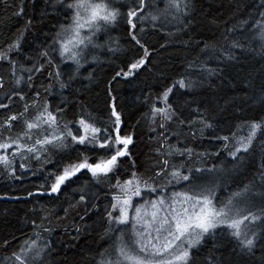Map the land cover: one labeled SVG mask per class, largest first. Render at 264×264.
<instances>
[{
  "label": "trees",
  "instance_id": "obj_1",
  "mask_svg": "<svg viewBox=\"0 0 264 264\" xmlns=\"http://www.w3.org/2000/svg\"><path fill=\"white\" fill-rule=\"evenodd\" d=\"M157 2L163 5V0ZM21 7L23 15H15ZM123 10L127 11L126 8ZM261 11H264V0H190L188 15L183 18V23L163 22L168 35L149 29L147 21L137 22L136 33L149 50L147 64L129 77L121 75L113 80L116 72L128 71V65L144 54V49L131 41L126 21L121 20L103 30L111 37L119 36L120 41L115 45L97 41L101 46L91 49L81 59L78 69L72 61L61 62L58 55L55 57L61 78L68 81L71 77L70 87L62 90L54 76L49 78V72L57 70L51 65H46L43 72L34 75L33 87L23 83L20 89L26 99L14 98L7 110L0 109V117L22 112L24 105L39 92V106L47 101L51 111L60 108L62 124L72 122L70 126L75 129V121L80 116H90L96 120L97 126L103 127L114 121L111 117V105L114 103L121 115V134H131L133 143L129 146L130 158H123L119 169L109 177L97 182L90 173L82 171L55 194L47 190V173L62 169L66 163L77 158L78 152L85 151L83 147L72 146L70 139L66 149L49 147L42 160L31 158L21 161L17 157L14 176L0 166V264H10L5 258L17 251L23 241L36 238L34 222L40 226L35 232H40L43 237L38 242L49 244L43 255V264H96L100 259L99 253L112 251L115 241V236L104 234L107 226L105 208H110L111 194L115 191L109 186L115 184L117 177L121 180L129 177L133 161L136 170L131 171H136L143 179L153 178L157 185L166 184L164 177H154L156 162L161 159L169 160V171L173 165L181 164L185 174H188L189 168L205 169L201 173H192L193 182L214 185L217 202L252 182L258 186L254 191H261L259 174L264 155V133L258 135L249 152L241 153L237 158L223 151V141L213 139L231 135L245 121L264 117V45L254 38L258 29L252 28ZM67 15L70 16V13ZM29 19L32 25L25 30ZM245 21L247 24L243 23ZM66 22L63 4L53 6V0H0V49H5L23 30L20 54L13 52L12 58L30 66L31 61L24 57L35 56L37 45L49 43L59 25ZM230 28H235V31L229 32ZM233 40H239L243 47L232 49L229 57ZM110 48L114 50L110 51ZM201 62L215 71L202 72L199 68ZM193 63L195 66L188 68ZM23 75L26 80L27 73ZM181 76L191 78L194 87L181 89L176 85L170 94L169 103L177 115L167 124L170 135L162 151L167 152L168 145H173L179 149H192V155L173 151L170 156L162 157L155 151L161 144L159 137L163 130L158 127L161 121L156 119L152 122L147 114L154 97ZM0 77L6 82L5 88L0 89V102L8 103L4 93L13 87V77L11 66L6 62H0ZM49 84L53 86L50 91L47 90ZM196 108L201 111H193ZM36 111L30 109L25 119H30ZM198 116H203L213 128L205 129L201 134V124L196 122L189 126L187 121ZM180 120H185V124L181 125ZM22 130L23 120L16 122L12 132H5L4 135L15 137ZM245 134L244 130H238V135ZM204 152L208 155H199ZM86 154L94 155L91 152ZM20 163H25L27 167L21 169ZM149 182L153 180L149 179ZM190 183L173 181L167 184L164 191L171 196L173 192L185 191ZM41 185L45 187L41 188ZM82 186H86L89 193H95V196H89L87 208H91L93 202L98 207L85 215L86 206L81 204L65 217L64 208L79 199L80 193L74 190ZM158 193L160 195L157 192L151 196L146 191L144 199H154L159 196ZM134 200L137 204L144 202L139 198ZM254 202L257 206L262 203L259 196ZM74 225L80 227L79 233ZM130 227L131 224L124 230L128 232ZM260 229H264V225L258 224L257 230ZM77 236L79 238L75 239ZM6 240L9 244L4 246ZM262 256L264 233L258 235L254 253L250 254L241 251L227 229L220 227L206 234L201 243L191 249V264H208L209 260L214 264H262Z\"/></svg>",
  "mask_w": 264,
  "mask_h": 264
},
{
  "label": "snow or ice",
  "instance_id": "obj_2",
  "mask_svg": "<svg viewBox=\"0 0 264 264\" xmlns=\"http://www.w3.org/2000/svg\"><path fill=\"white\" fill-rule=\"evenodd\" d=\"M57 4H63L67 22L59 25L49 43L43 46L37 45L38 51L35 56L26 55L24 57L25 60L31 61L30 66L12 58L13 52L20 54L23 30L17 39L6 45L5 49H0V62H6L11 66L13 77V87L4 93V98L8 103L0 102V109L7 110L16 97L25 100L26 97L20 86L27 83L29 88L33 87L34 75L43 72L46 65L57 69L54 73L49 72V78L54 76L60 89L70 87L71 77L68 81L61 78L62 73L59 71V65L54 62L55 57L58 55L61 62L72 61L78 69L81 59H84L91 49L101 46L95 43L96 34L121 20L126 21L131 41L143 48L144 54L128 65V71L116 72L113 80L121 75L131 76L137 69L146 66L149 56L148 48L144 46L136 33L137 22L149 21L155 24L175 21L177 24L183 23V18L188 15L190 0H163V7L159 6L157 0H66V2L53 0V6ZM125 8L127 11L123 10ZM68 13L70 16L67 15ZM14 14L23 15V8L21 7ZM243 23L247 24V21ZM31 25L32 21L29 19L25 23V30ZM252 28L253 30L258 29L254 38H258L264 45V11L260 12V18L252 25ZM228 31L233 32L235 28H230ZM207 47L208 45L205 44V49ZM242 47L239 40H233L229 48V57L232 49ZM41 58L43 62H40ZM194 66V63L189 64L188 68ZM199 68L202 72L215 71L208 68L204 62L199 64ZM23 73H27L26 80ZM5 84L4 78L0 77V89H4ZM176 85H179L181 89H191L194 87V81L186 76L174 80L171 86L154 97L147 114L152 122L156 119L161 121L158 126L163 130L159 137L161 144L160 148L155 151L162 157L170 156L173 151L192 155V149H179L173 145H168L167 152L162 151L170 135L167 124L177 115L173 105L169 103L170 94ZM52 87V84H49L47 90L50 91ZM109 95H111L110 90ZM39 98L40 94L36 92L33 99L24 105L22 112L0 117V136H3V139H0V166H3L10 176L15 175L14 165L17 157L21 161L31 158L42 160L43 156L48 153L49 147L68 148L69 139L72 146L83 147L85 151L78 152L77 158L66 163L62 169L47 173L45 176L47 190L52 194L61 191L66 182L82 171L90 173L91 178L99 182L102 178H107L116 172L123 158H130L129 146L133 143V136L121 134V115L117 112L114 103L111 105L113 122L100 127L90 116L87 118L80 116L75 121L74 129L70 126L72 122L61 123L59 117L62 110L60 108H57L55 112L51 111L47 101L40 107ZM30 109H37L36 114L30 119H25ZM193 111L199 113L201 110L196 108ZM21 120H23V130L20 133L15 137L4 135L5 132L11 133L15 123ZM196 122L202 125L199 129L201 134L205 129L213 128V125L203 116L187 121L189 126ZM180 124L184 125L185 120H180ZM238 130H244L246 134L238 135ZM261 133H264V117L245 121L238 125L237 130H234L231 135L216 136L213 139L223 141L221 145L223 151L227 152L228 156L237 158L241 153L251 150ZM87 152L94 153V155L89 156ZM199 155L206 156L208 153H199ZM131 166L135 168L134 161ZM155 166L157 170L154 177H164L166 184L157 185L153 178H149L153 180L150 183L149 179H143L136 171H133L127 179L121 180L117 177L115 184H110V189L115 191L111 194L110 208H105L104 216L107 226L104 234L115 236V241L111 246L112 251L99 253L100 259L96 264H191V249L199 245L206 234L220 227L227 229L229 235L238 242L241 251L254 253L258 235L264 233V229L257 230L258 224L264 225V155L261 157L259 174L261 181L259 188L262 190L254 191L258 186L252 182L232 192L219 202L216 200L214 185L193 182L192 173H201L205 169L189 168L188 174H185L181 170L183 168L181 164L180 166L173 165L169 171L168 159L157 161ZM19 167L24 169L27 166L25 163H20ZM212 170L214 169L208 171ZM173 181L191 183L185 191L173 192L169 196L164 188ZM40 187L44 188L45 185ZM74 191L80 193L79 199L64 208L65 217L70 210L76 209L81 204L86 206L85 215L98 207L93 202L92 207L87 208L89 196H95V193H89L86 186ZM146 191L152 194L160 192V195L147 200L144 199ZM28 195L31 196L33 193H28ZM257 196L262 201L259 206L254 202ZM134 198H139L144 202L137 204ZM129 224H131L130 235L124 230ZM33 227L36 238L23 241L17 251H13L10 257L5 258L10 264H43V255L49 244L38 242L43 240L42 234L35 232V229L40 226L34 222ZM75 228L79 233L80 227L75 226ZM78 238L79 236L75 237V239ZM8 244L9 241H4V246ZM261 259L264 264V256ZM208 264H214V261L209 260Z\"/></svg>",
  "mask_w": 264,
  "mask_h": 264
},
{
  "label": "bare ground",
  "instance_id": "obj_3",
  "mask_svg": "<svg viewBox=\"0 0 264 264\" xmlns=\"http://www.w3.org/2000/svg\"><path fill=\"white\" fill-rule=\"evenodd\" d=\"M159 6L160 7H163V5L160 4V3H159ZM147 22H148L147 24H148V28L149 29H153V30H156V31H158L160 33H164L165 35H168L169 34L168 29L166 30L167 26H165L166 25L165 23H163V22H157V23L153 24V23H151L149 21H147ZM96 35H98V37L95 40L96 41H99V42L110 43L112 45H115V44H117L120 41L119 36L111 37L108 34H106L104 31L98 32ZM130 169L131 170H136V165H135V168L131 167ZM131 170L128 171V175L129 176L132 173ZM151 194L152 193H149V195H151ZM158 195H159V193H158Z\"/></svg>",
  "mask_w": 264,
  "mask_h": 264
},
{
  "label": "rangeland",
  "instance_id": "obj_4",
  "mask_svg": "<svg viewBox=\"0 0 264 264\" xmlns=\"http://www.w3.org/2000/svg\"><path fill=\"white\" fill-rule=\"evenodd\" d=\"M96 44H98V42L96 41L95 42ZM99 45V44H98ZM97 49V48H96ZM128 232H131V227L129 228Z\"/></svg>",
  "mask_w": 264,
  "mask_h": 264
}]
</instances>
